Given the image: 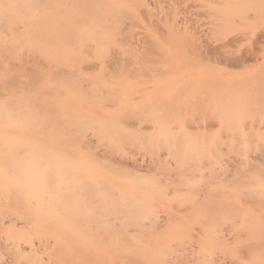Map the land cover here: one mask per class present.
<instances>
[{
  "label": "rangeland",
  "instance_id": "1",
  "mask_svg": "<svg viewBox=\"0 0 264 264\" xmlns=\"http://www.w3.org/2000/svg\"><path fill=\"white\" fill-rule=\"evenodd\" d=\"M0 127L73 176L0 200L3 264H264V0H0Z\"/></svg>",
  "mask_w": 264,
  "mask_h": 264
},
{
  "label": "bare ground",
  "instance_id": "2",
  "mask_svg": "<svg viewBox=\"0 0 264 264\" xmlns=\"http://www.w3.org/2000/svg\"><path fill=\"white\" fill-rule=\"evenodd\" d=\"M9 124V123H8ZM18 124V123H16ZM12 125V123H10ZM2 127H0L1 129ZM24 129L13 131L11 128L8 130L9 137L13 136V134L21 133L18 137H21L22 133L24 135L29 134L27 132H22ZM38 132L40 133L39 137H54L56 133V128L54 122H40L38 126ZM115 128H112L111 125L108 126H99L98 133L100 136H107L114 132ZM6 130H0V136L4 135L3 132ZM35 136V133H33ZM96 135V134H95ZM27 137V136H26ZM33 137V136H32ZM89 137H94V134H90ZM111 137V136H110ZM51 147V143H48ZM54 155V148L50 150L49 157L47 159H42L39 162H34L30 160L27 164V167L11 170V171H4L0 170V200H5L9 197L19 198L26 202L34 204L38 208V213L42 212L41 206L46 202V214L48 216H52L53 208L51 207L52 202H54V188L55 190H63L69 186L68 178L73 177L68 174L71 170L70 167H66L61 163V161L55 158ZM116 159L123 160L118 156L115 157ZM118 159V160H119ZM44 160V161H43ZM117 193H122L120 190H116ZM95 198H104V194L100 193L96 195ZM50 204V206H49ZM259 214H254L246 219V223L249 226L247 233L248 240H252L253 243L256 244L258 241L257 233L264 232V226L259 227L261 220L259 218L264 219V211L259 210ZM134 224L140 225L142 222V218H130V222ZM135 229H128L129 232ZM241 235V234H240ZM245 236V235H244ZM246 238H244V242H242V246L245 248L248 245ZM251 242V241H250ZM131 260L133 263L140 262L139 259L131 256ZM248 264H253L254 257H248ZM247 262V261H246ZM256 262V261H255ZM0 264H3L0 261ZM211 264H216L212 262ZM232 264V263H228ZM246 264V263H241Z\"/></svg>",
  "mask_w": 264,
  "mask_h": 264
}]
</instances>
